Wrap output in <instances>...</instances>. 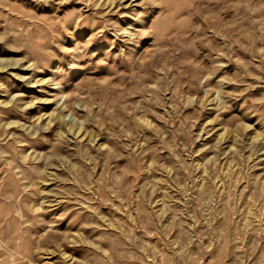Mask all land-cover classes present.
Returning a JSON list of instances; mask_svg holds the SVG:
<instances>
[{"label":"rangeland","instance_id":"obj_1","mask_svg":"<svg viewBox=\"0 0 264 264\" xmlns=\"http://www.w3.org/2000/svg\"><path fill=\"white\" fill-rule=\"evenodd\" d=\"M0 264H264V0H0Z\"/></svg>","mask_w":264,"mask_h":264}]
</instances>
